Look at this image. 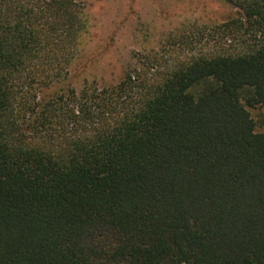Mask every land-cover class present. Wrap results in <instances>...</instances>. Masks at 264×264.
Returning <instances> with one entry per match:
<instances>
[{"label":"trees","instance_id":"1","mask_svg":"<svg viewBox=\"0 0 264 264\" xmlns=\"http://www.w3.org/2000/svg\"><path fill=\"white\" fill-rule=\"evenodd\" d=\"M225 1L77 89L84 4L0 0V264H264V0Z\"/></svg>","mask_w":264,"mask_h":264},{"label":"rangeland","instance_id":"2","mask_svg":"<svg viewBox=\"0 0 264 264\" xmlns=\"http://www.w3.org/2000/svg\"><path fill=\"white\" fill-rule=\"evenodd\" d=\"M88 30L69 78L58 87L79 89L86 81L119 82L136 53L150 50L186 53L183 35L200 25L220 24L237 15L225 0H79ZM173 41L178 43L172 45ZM258 132L264 131V107H248Z\"/></svg>","mask_w":264,"mask_h":264}]
</instances>
